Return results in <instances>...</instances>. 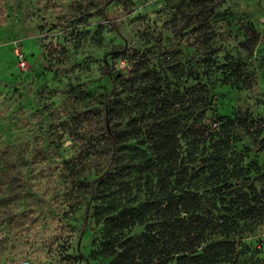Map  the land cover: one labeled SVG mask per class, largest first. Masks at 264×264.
I'll return each mask as SVG.
<instances>
[{"label":"rangeland","instance_id":"rangeland-1","mask_svg":"<svg viewBox=\"0 0 264 264\" xmlns=\"http://www.w3.org/2000/svg\"><path fill=\"white\" fill-rule=\"evenodd\" d=\"M201 85L203 127L264 123V0H0V264H108L94 209L143 198L142 132H186ZM234 132L264 174L259 138ZM242 236L264 264V223Z\"/></svg>","mask_w":264,"mask_h":264},{"label":"trees","instance_id":"trees-1","mask_svg":"<svg viewBox=\"0 0 264 264\" xmlns=\"http://www.w3.org/2000/svg\"><path fill=\"white\" fill-rule=\"evenodd\" d=\"M112 81L116 87V76ZM199 88L186 132L177 122L142 132L148 152H140L130 167L139 166L144 174L143 198L124 197L120 205L110 201L94 209L96 222L103 224L100 255L110 259L108 264H254L245 255L242 235L264 223V174L255 162L244 164V155L234 152L232 143L235 129H241L264 146V123L237 113L224 117L217 130L203 127L210 92ZM109 121L107 117L105 131L116 151L118 133ZM110 163L118 164L113 152ZM13 216L22 228L21 216ZM134 226L143 230L128 235Z\"/></svg>","mask_w":264,"mask_h":264}]
</instances>
